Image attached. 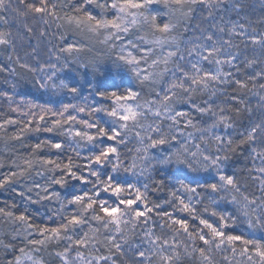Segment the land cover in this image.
Masks as SVG:
<instances>
[{
    "label": "snow or ice",
    "instance_id": "snow-or-ice-1",
    "mask_svg": "<svg viewBox=\"0 0 264 264\" xmlns=\"http://www.w3.org/2000/svg\"><path fill=\"white\" fill-rule=\"evenodd\" d=\"M0 75V264H264V0H0Z\"/></svg>",
    "mask_w": 264,
    "mask_h": 264
},
{
    "label": "rangeland",
    "instance_id": "rangeland-1",
    "mask_svg": "<svg viewBox=\"0 0 264 264\" xmlns=\"http://www.w3.org/2000/svg\"><path fill=\"white\" fill-rule=\"evenodd\" d=\"M250 3L258 2V0H249ZM8 86L3 83V76L0 75V89L7 88ZM9 91H11L10 88H8ZM18 91L25 95V97H36L39 98L40 94L32 87L31 81L28 80H21L18 82ZM9 115H14L9 113ZM32 142H35V138H32ZM4 152V143L3 141H0V158H2ZM7 171V169L0 170V173ZM13 201H15L18 205H20V208L17 209V211L22 210L24 207V203H21V199L19 196H16L15 193H12L11 191H5L3 189H0V207H4L8 204H11ZM38 210L39 213L43 217H47L48 213L46 212V209L43 207H40L39 205H31L29 206V211Z\"/></svg>",
    "mask_w": 264,
    "mask_h": 264
},
{
    "label": "trees",
    "instance_id": "trees-1",
    "mask_svg": "<svg viewBox=\"0 0 264 264\" xmlns=\"http://www.w3.org/2000/svg\"><path fill=\"white\" fill-rule=\"evenodd\" d=\"M19 98V97H18ZM26 98H29V97H26ZM31 98V97H30ZM3 106L2 105H0V108H2ZM45 220L47 219V217H43ZM38 219H39V217H38Z\"/></svg>",
    "mask_w": 264,
    "mask_h": 264
}]
</instances>
